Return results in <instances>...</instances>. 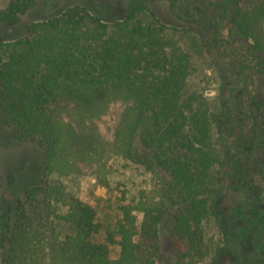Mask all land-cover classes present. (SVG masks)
Segmentation results:
<instances>
[{"label": "trees", "instance_id": "obj_1", "mask_svg": "<svg viewBox=\"0 0 264 264\" xmlns=\"http://www.w3.org/2000/svg\"><path fill=\"white\" fill-rule=\"evenodd\" d=\"M126 1L122 17L104 19L75 3L29 22L18 38L0 36V123L12 139L41 145L45 175L15 201H0V263L199 264L210 255L204 223L216 213L228 152L215 137L223 132L219 114L202 91L188 89L191 55L181 30L149 0ZM253 1L211 0L214 13L205 20L177 14L202 24L197 31L209 49L230 19L264 73V0ZM34 3L10 0L0 23L17 24ZM115 157L151 173V186L126 199L103 229L96 208L52 175L93 171L109 186ZM168 209L175 210L177 254L163 260L160 224ZM62 223L72 228L65 236Z\"/></svg>", "mask_w": 264, "mask_h": 264}, {"label": "rangeland", "instance_id": "obj_2", "mask_svg": "<svg viewBox=\"0 0 264 264\" xmlns=\"http://www.w3.org/2000/svg\"><path fill=\"white\" fill-rule=\"evenodd\" d=\"M9 1L0 0V8ZM75 3L87 5L104 19L124 16L127 7L126 0H35L17 24L0 23V36L18 38L27 32L29 22L59 14ZM149 4L164 22L181 30L178 39L191 55L188 89L202 91L218 111L223 132L218 129L215 137L219 149L223 151L228 146L227 159L220 170L216 213L204 223L211 252L199 264H264V73L257 68L259 58L230 19L221 22L218 46L209 49L205 37L197 31L202 24L195 19L202 15L205 20L206 15L214 13L211 0H178L176 4L149 0ZM185 11L196 18L184 20L177 14L184 15ZM183 27L189 30L184 31ZM257 101L261 102L260 107ZM120 110V106L113 108L115 118ZM43 157L41 145L12 139L8 128L0 123L2 204L15 201L28 188L44 182ZM110 166L109 186L100 184L93 171L52 175L66 193L96 208V219L103 229L116 222L126 199L129 201L141 189L151 186V173L140 165L115 157ZM174 216L175 210L168 209L160 224L163 260L177 254ZM71 230L67 223L60 226L62 236ZM100 237L104 240V231ZM110 247L112 258H117L119 249Z\"/></svg>", "mask_w": 264, "mask_h": 264}]
</instances>
